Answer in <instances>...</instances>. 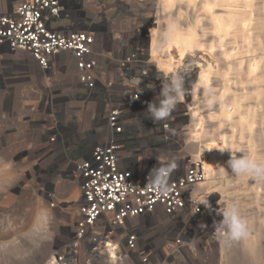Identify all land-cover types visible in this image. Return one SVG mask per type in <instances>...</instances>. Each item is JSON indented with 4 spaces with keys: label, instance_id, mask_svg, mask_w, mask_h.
I'll list each match as a JSON object with an SVG mask.
<instances>
[{
    "label": "built area",
    "instance_id": "built-area-1",
    "mask_svg": "<svg viewBox=\"0 0 264 264\" xmlns=\"http://www.w3.org/2000/svg\"><path fill=\"white\" fill-rule=\"evenodd\" d=\"M85 2L0 0V53H27L42 73L71 70L77 81L44 97L46 145L79 191L75 223L45 264H223L229 229L202 189L189 95H172L144 29L118 33L119 15ZM168 97L177 102L155 119L148 105Z\"/></svg>",
    "mask_w": 264,
    "mask_h": 264
},
{
    "label": "rangeland",
    "instance_id": "rangeland-1",
    "mask_svg": "<svg viewBox=\"0 0 264 264\" xmlns=\"http://www.w3.org/2000/svg\"><path fill=\"white\" fill-rule=\"evenodd\" d=\"M206 1L213 0H175L169 19L181 30L194 28L200 42L183 59L179 50L171 47L168 55L175 68L166 72L158 69L151 44L153 38L158 43L164 41L161 31L166 29V22L162 13L169 9L165 0H86L85 4L94 13L102 10L119 15L114 31L131 35L140 28L151 37V55L158 71L174 81L170 83L172 95L182 99L189 95L191 100L189 139L197 155L204 154L206 162V154L191 138L195 111L212 135L218 133L214 138L217 146H224V135L235 136L234 146L225 147L220 164L223 172L217 173L224 182L234 177L228 192L232 201L227 194L215 193L229 229L223 241V264H264V23L246 24L252 9L259 14L252 17L264 22L260 17L264 0H227L218 8V15L227 17L232 10L239 18L237 27L222 40H216L211 31L213 23L204 9ZM246 1H251L252 9ZM30 72L24 75L23 69H17L13 85L20 95L21 84L33 80L27 95L32 96L31 108L36 111L44 113L45 95L76 86L71 70L46 75L34 63ZM223 105L227 106L225 110ZM233 108L236 119L232 123L226 112ZM78 115L83 124L89 122L90 110L82 109ZM254 119L252 131L243 129V123ZM41 126L36 123L31 128L22 120L15 133L0 132V264H45L64 230L73 227L76 220L77 183L69 177V164L60 163L46 145ZM47 192L53 193L54 207Z\"/></svg>",
    "mask_w": 264,
    "mask_h": 264
},
{
    "label": "bare ground",
    "instance_id": "bare-ground-1",
    "mask_svg": "<svg viewBox=\"0 0 264 264\" xmlns=\"http://www.w3.org/2000/svg\"><path fill=\"white\" fill-rule=\"evenodd\" d=\"M227 0H213L212 2H205L204 9L207 10V12L210 15V19L213 23V27L211 28V31L213 32L215 39L216 40H222L226 37H228L231 34V30L235 28L237 21L239 18L237 17L238 13L234 15L235 11L230 10L229 13L230 15H227V17L218 15L217 9L224 7L225 2ZM165 2L168 4V8L164 10V13H162V18L166 22V29L162 30V39L164 40L161 43H158L155 41L153 38L152 40V53L153 57L156 59V62L158 63V69L160 71H167V69L171 68L172 70L175 68V63L172 62V59L170 58V55L168 53L171 51V47H176L179 52L180 56L182 59L185 57L186 53L189 52L193 47L196 46L197 43L200 42L198 35L194 28H191L190 30H181L178 26L177 23L169 19L170 16V10L173 8L175 4V0H165ZM236 2V1H235ZM240 3V2H239ZM247 3V7L252 9V3L251 1ZM229 5V4H227ZM238 11V10H237ZM251 17L247 20L248 23H246L248 26L251 25V22H254V25H259L263 24L264 22L256 20L254 17L259 16V14H254V10L252 9L251 12ZM240 14V13H239ZM254 16V17H252ZM264 17V13L260 16ZM246 21V20H245ZM201 20L199 17L196 18V24L199 25ZM239 23V22H238ZM240 24V23H239ZM245 24V25H246ZM237 27V26H236ZM247 30V26H245ZM238 30V29H237ZM252 31V30H251ZM250 32V31H249ZM248 32V33H249ZM252 33V32H251ZM155 36V35H154ZM213 36V37H214ZM214 39V40H215ZM249 41V40H248ZM220 42V41H219ZM169 57V58H168ZM203 81V80H202ZM208 81L205 79L203 81V84L207 87ZM235 84L236 81L234 82ZM198 88H195L194 93L197 94ZM195 98L197 97L194 95ZM183 98V96H182ZM224 110L227 108V106H224ZM236 108H233L232 110H229L226 112V115L228 119H230L233 123L236 119V114H235ZM242 120V119H241ZM243 123V129L247 131H252L253 126L255 125V119L251 122H246V124ZM191 138L193 141L197 142L198 146L200 147V152L206 154V162H205V169L207 172V181L202 185V187L208 191V193H218L221 192L223 194L229 195L230 193V184L233 183L232 178H228L227 181H221L217 178V173L218 171L223 172V167L221 164L222 158L224 155L225 147L226 146H234L235 143V136L234 135H224L223 136V142L224 146L219 147L214 141L215 136H218V133H214L213 135L211 134V130L206 128L205 122H203V118L201 117L200 114H198L196 111L194 112V117H193V126L191 127ZM219 168V169H218ZM220 173V172H219ZM215 195V194H214ZM228 200L232 201L231 195H229ZM229 201V202H230ZM5 202V201H4ZM230 207V206H229ZM252 232L255 234V227L254 223L252 222V227H251Z\"/></svg>",
    "mask_w": 264,
    "mask_h": 264
},
{
    "label": "crops",
    "instance_id": "crops-1",
    "mask_svg": "<svg viewBox=\"0 0 264 264\" xmlns=\"http://www.w3.org/2000/svg\"><path fill=\"white\" fill-rule=\"evenodd\" d=\"M34 63L36 62L24 52L0 53V132L15 133L20 130L19 126L22 125V120L31 128L36 123H41L43 132L44 125L50 121L46 113L31 108L33 98L31 95H27L29 89L33 88L31 78L24 86L21 84L20 95L17 94L16 87L13 85L16 80L12 76L16 75V70L23 69L24 75H28L31 73L30 70L32 71ZM202 189L213 200L216 199L215 193H208L205 187Z\"/></svg>",
    "mask_w": 264,
    "mask_h": 264
},
{
    "label": "clouds",
    "instance_id": "clouds-1",
    "mask_svg": "<svg viewBox=\"0 0 264 264\" xmlns=\"http://www.w3.org/2000/svg\"><path fill=\"white\" fill-rule=\"evenodd\" d=\"M177 102V98H165L162 101L161 106L158 108L156 104L150 103L148 105V110L153 114L155 119H163L168 115V112L165 110L166 105H174Z\"/></svg>",
    "mask_w": 264,
    "mask_h": 264
}]
</instances>
